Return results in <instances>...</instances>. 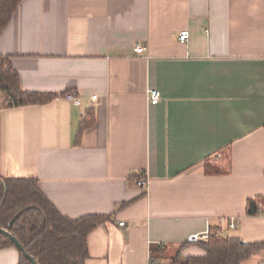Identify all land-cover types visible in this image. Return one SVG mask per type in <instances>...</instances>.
Masks as SVG:
<instances>
[{
  "label": "crops",
  "instance_id": "crops-1",
  "mask_svg": "<svg viewBox=\"0 0 264 264\" xmlns=\"http://www.w3.org/2000/svg\"><path fill=\"white\" fill-rule=\"evenodd\" d=\"M0 53L24 91L57 94L2 93L0 175L37 177L72 218L111 216L85 264H183L179 251L206 254L190 235L207 229L264 243V0H22ZM19 261L0 248V264Z\"/></svg>",
  "mask_w": 264,
  "mask_h": 264
},
{
  "label": "trees",
  "instance_id": "trees-1",
  "mask_svg": "<svg viewBox=\"0 0 264 264\" xmlns=\"http://www.w3.org/2000/svg\"><path fill=\"white\" fill-rule=\"evenodd\" d=\"M22 0H0V35L9 24ZM0 92L17 104L45 102L56 95L24 91L18 72L9 57L0 53ZM12 103V102H11ZM85 125H82L84 128ZM207 173L228 171L225 166L206 162ZM252 209L256 203L250 201ZM111 216L89 213L77 218L63 214L39 187L34 176L0 175V226L8 229L39 264H85L89 257L87 237ZM205 249L202 256L182 257L180 251L172 262L183 264H243L264 251V243H250L237 237H223L211 231L209 239L199 242ZM15 241L0 232V248ZM20 250L18 264H33ZM262 263V261L260 262Z\"/></svg>",
  "mask_w": 264,
  "mask_h": 264
},
{
  "label": "built area",
  "instance_id": "built-area-1",
  "mask_svg": "<svg viewBox=\"0 0 264 264\" xmlns=\"http://www.w3.org/2000/svg\"><path fill=\"white\" fill-rule=\"evenodd\" d=\"M190 37V32L187 30V29H183L180 31L179 33V39L181 41H187ZM136 50L138 52H143L145 50V46L138 43L137 44V47H136ZM63 97L68 100V101H71L75 104H80L82 102V99L83 97L81 95H79L77 92L73 91V90H69V91H66L64 94H63ZM163 95H162V91L159 89V88H151L149 89V100L152 104H157L161 101ZM92 98L95 99L97 98V95H92ZM2 99V93L0 92V101ZM141 183L143 185H147L148 183V178L147 176H144L143 179H141ZM258 210L261 211L263 210L264 211V203L263 202H259L258 203ZM250 209H252V207H250ZM121 224H124V222H121ZM230 226L231 227H236L237 226V222L236 221H231L230 223ZM211 235V231L209 229L201 232V233H193L190 235V240L191 241H202V240H207L209 238V236Z\"/></svg>",
  "mask_w": 264,
  "mask_h": 264
},
{
  "label": "water",
  "instance_id": "water-1",
  "mask_svg": "<svg viewBox=\"0 0 264 264\" xmlns=\"http://www.w3.org/2000/svg\"><path fill=\"white\" fill-rule=\"evenodd\" d=\"M0 232L5 233L7 235H9L14 241L15 243L19 246V248L25 253V255L33 262V264H39L37 262V260L35 259V257L33 255H31L23 246V244L19 241V239H17V237H15L8 229L1 227L0 226ZM259 264H264V262L259 263Z\"/></svg>",
  "mask_w": 264,
  "mask_h": 264
},
{
  "label": "rangeland",
  "instance_id": "rangeland-1",
  "mask_svg": "<svg viewBox=\"0 0 264 264\" xmlns=\"http://www.w3.org/2000/svg\"><path fill=\"white\" fill-rule=\"evenodd\" d=\"M217 156H218V155H217ZM214 159H215V158L213 157V161H214ZM208 239H209V238H208ZM202 241H203V240H202ZM262 252H263V251H262ZM260 260H261L262 262H264V258H261Z\"/></svg>",
  "mask_w": 264,
  "mask_h": 264
}]
</instances>
